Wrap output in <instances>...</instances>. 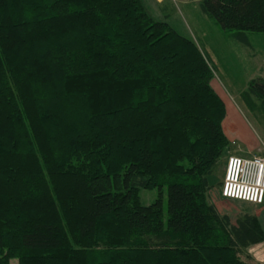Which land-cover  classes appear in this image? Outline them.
Here are the masks:
<instances>
[{"label": "trees", "instance_id": "obj_1", "mask_svg": "<svg viewBox=\"0 0 264 264\" xmlns=\"http://www.w3.org/2000/svg\"><path fill=\"white\" fill-rule=\"evenodd\" d=\"M200 6L264 33V0ZM215 72L143 0H0V264H248L257 216L213 202L231 148ZM241 98L264 107V78Z\"/></svg>", "mask_w": 264, "mask_h": 264}, {"label": "rangeland", "instance_id": "obj_2", "mask_svg": "<svg viewBox=\"0 0 264 264\" xmlns=\"http://www.w3.org/2000/svg\"><path fill=\"white\" fill-rule=\"evenodd\" d=\"M147 11L157 20L168 22L180 34L194 39L215 65L213 84L224 98L227 116L223 128L231 139V148L220 159L211 179L213 202L220 213L227 212L233 222L243 209L259 216L264 224V205L224 198L220 193L229 156L260 155L264 149V107L258 103L255 110L249 108L241 98L249 83L258 77L264 78V33L245 32L248 43L243 42L236 31H225L205 14L200 0H143ZM166 204V190L163 191ZM143 203L150 204L159 190L143 189ZM258 217V218H259ZM255 244L242 249L241 258L248 264L264 262V245Z\"/></svg>", "mask_w": 264, "mask_h": 264}, {"label": "built area", "instance_id": "obj_3", "mask_svg": "<svg viewBox=\"0 0 264 264\" xmlns=\"http://www.w3.org/2000/svg\"><path fill=\"white\" fill-rule=\"evenodd\" d=\"M222 195L252 204L264 203V149L260 155L232 154L226 164Z\"/></svg>", "mask_w": 264, "mask_h": 264}, {"label": "crops", "instance_id": "obj_4", "mask_svg": "<svg viewBox=\"0 0 264 264\" xmlns=\"http://www.w3.org/2000/svg\"><path fill=\"white\" fill-rule=\"evenodd\" d=\"M261 205H264V203L263 204H261ZM259 216H257V218H258ZM258 220H259V222H260V224H261V227L263 228V230H264V224H263V222L261 221V219H260V217L258 218ZM261 243H263L262 245H264V241H262V242H259V243H257V244H261ZM255 245V244H254ZM262 263H264V262H262Z\"/></svg>", "mask_w": 264, "mask_h": 264}]
</instances>
